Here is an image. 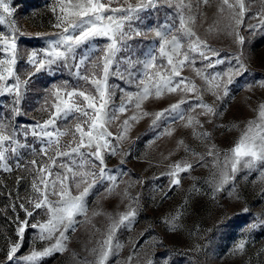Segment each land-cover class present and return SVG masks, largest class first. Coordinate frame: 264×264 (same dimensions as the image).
<instances>
[{
  "label": "snow or ice",
  "instance_id": "6c2138e0",
  "mask_svg": "<svg viewBox=\"0 0 264 264\" xmlns=\"http://www.w3.org/2000/svg\"><path fill=\"white\" fill-rule=\"evenodd\" d=\"M208 4L209 0H136L135 4L130 0H54L51 11L55 23L52 27L57 31L45 34L46 47L32 50L27 55L25 62L32 70L22 79L17 65L22 60L19 42L24 34L14 19L12 0H0V26L7 27V33L0 30V98H12L10 104L0 101V113H3L0 115V171L10 173L14 168L26 167L33 173V197L26 201L27 206L25 202L18 205L26 219L16 217L17 239L10 242L6 252L9 264H41L46 257L70 251V234L82 222L77 218H88V198L100 185L104 186L106 194L112 195L118 180L122 182L123 176L127 175L124 160H121L120 168L109 169L106 157L120 154V144L139 120L152 117L150 127L161 129L154 139L172 136L175 129L170 125L177 122L191 127L193 134L202 140L211 138L207 131H197V128L203 129L198 117L221 113L214 105L206 103L203 96L208 92L218 100L227 97L230 86L247 73L243 53L246 41L237 29L243 24L246 12L250 11V4L245 0H220L217 8L219 15L227 12L230 21L234 22L227 25L228 35L233 36L240 50L232 56L221 55L210 48L194 31L197 19L194 9ZM160 7L173 10L165 23L147 28L135 26L144 24L141 13ZM253 18L258 19L259 24L250 25V31L264 26V9L253 14ZM149 32L155 39L143 59L136 57V49L130 41L140 37L147 39ZM198 61L199 68L196 67ZM221 65L225 67L216 70ZM185 67L193 68L204 86L183 77L181 73ZM60 70H67L77 81L76 86H70L67 80L53 83L50 96L54 100L44 109L48 118L24 127L13 126L11 118L22 114L20 105L32 77L41 72L55 74ZM113 78L128 87L110 83ZM259 86L264 88V81H260ZM246 87L251 89L254 85ZM128 88H135V91ZM117 89L122 94L119 105L114 102ZM177 93L181 98L160 111L150 112L143 107L150 98L158 100ZM197 109L201 111L197 112ZM128 112L132 115H126ZM121 116L126 118L120 121ZM69 117L75 121L74 125L62 127L59 122L68 121ZM116 121H120L119 130L113 133L109 126ZM29 136L40 142L38 149L28 143ZM66 136H71V141L62 143ZM178 143L183 145L184 142ZM22 150L30 151L40 160L33 158L25 164ZM185 150L190 149L185 146ZM206 155L213 166L219 168L218 178L211 182L213 199L216 193L225 190V186H230L228 194L232 195L237 174L245 169L251 171L261 167L260 175L264 178V104L259 106L258 120L248 122L239 140L224 153L222 161L214 144ZM196 166H207L203 155L196 164L177 162L170 165L169 191L181 185V173H189ZM131 199L138 203V197ZM16 207L11 205V210L15 212ZM41 211L47 220L29 223L28 218H34ZM98 214L93 212V215ZM136 216L137 209L129 205V210L110 224L105 238L98 242L99 248L92 249L94 261L81 258L83 264H109V257L121 247L115 243L117 231L132 226ZM178 219V215L165 219L172 231L179 227ZM29 228L38 230V238L42 241L55 237V243L43 250L33 249L27 255H19ZM258 228L264 229V217H257L247 224L249 232ZM246 243L241 240L238 250L243 251ZM72 255L77 257L76 253ZM128 259L131 264L133 257ZM148 264L153 261L148 260Z\"/></svg>",
  "mask_w": 264,
  "mask_h": 264
},
{
  "label": "rangeland",
  "instance_id": "374dc122",
  "mask_svg": "<svg viewBox=\"0 0 264 264\" xmlns=\"http://www.w3.org/2000/svg\"><path fill=\"white\" fill-rule=\"evenodd\" d=\"M130 2L135 4L136 0ZM245 3L250 4V11L246 12L244 22L237 31L245 37L243 53L248 71L230 86L227 97L218 100L211 93H204V101L214 105L218 113H221L213 117H198L203 123V129L197 128V131H207L211 138L202 140L193 134L191 127H185L184 122H177L170 125L175 129L172 136L154 139L161 129L153 130L150 127L152 117L139 120L132 126L127 139L120 144V154L106 157L109 169H118L121 160L125 161L123 168L127 175L123 176L122 182L118 180L115 193L106 194L103 185L94 190V194L88 198L87 220L78 217L82 222L70 234V251L46 257L41 264H83L81 258L94 261L92 249L99 248L98 242L105 238L110 224L118 220L121 213L128 211L129 205L137 209V216L132 226L121 227L117 231L115 243L121 247L115 255L109 257V264H130V256L133 257L131 264H148V260H152L153 264H264V229L258 228L252 232L247 230L248 223L257 217H264V178L260 175L261 167L241 171L237 174L235 192L229 195L230 186H225V190L216 193L213 199L211 182L218 178L219 168L213 166L211 158L206 155L214 144L222 161L224 153L239 140L248 122L258 120L259 106L264 104V88L259 86V82L264 81V26L255 31L249 30L250 25L259 24L253 14L264 9V0H245ZM219 4L220 0H209L207 6L194 9L197 14L194 31L210 48L216 49L221 55L232 56L240 50L233 36L228 35L227 25L234 22L230 21L227 12L223 15L217 13ZM53 6L54 0H12L14 19L24 34L19 42L22 60L17 65L22 79L27 78V73L32 70L25 62L27 55L32 50L46 47L45 34L57 31L52 27L55 23L51 11ZM172 11L160 7L159 10L141 13L144 24L135 26L147 28L163 24ZM0 30L7 33L6 26H0ZM154 39V34L149 32L147 39L140 37L130 41L136 49V57L143 59ZM196 67H201L199 61ZM224 67L217 66L216 70ZM181 75L204 86V82L191 67H185ZM65 80L70 86L77 84L67 70L55 74L41 72L33 76L20 105L22 114L11 118L12 125L24 127L47 119L48 113L44 109L54 100L50 96L51 86ZM110 83L128 87L115 78ZM248 84L254 87L248 89ZM128 90L135 91V88ZM180 98L179 93L167 94L158 100L150 98L143 107L147 111L156 112ZM188 98L191 99V95ZM11 99L5 96L0 101L10 104ZM121 99L122 94L117 89L115 104L119 105ZM126 115L130 116L132 112ZM124 118L126 116H121L120 121ZM120 121L111 124L109 130L117 133ZM59 123L62 127L64 124L72 126L75 121L69 117L68 121ZM181 140L183 145L178 143ZM27 141L37 149L40 146V142L31 136ZM70 141L71 136L62 138V143ZM185 146L190 150L186 151ZM22 153L25 164L33 158L40 160L39 156L34 157L28 150H22ZM200 155L207 160V166H196L189 173H181V185L169 191L170 165L177 162L196 164ZM32 182L33 173L29 168H14L10 173L0 171V264H9L6 252L10 242L17 239L16 217L19 220L26 219L18 205L33 197ZM137 197L138 203L131 199ZM13 204L17 205L15 212L11 210ZM93 212L99 214L93 215ZM177 215L179 227L172 231L165 219ZM47 218L41 211L39 215L28 219L29 223H35L44 222ZM37 233L38 230L31 228L26 230L19 255H27L33 249L43 250L55 243V237L42 241ZM241 240L247 241L243 251L237 248ZM72 253H76L77 257L74 258Z\"/></svg>",
  "mask_w": 264,
  "mask_h": 264
}]
</instances>
